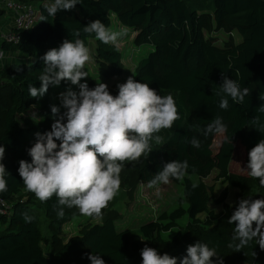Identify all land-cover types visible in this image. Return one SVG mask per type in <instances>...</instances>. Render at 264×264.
Returning <instances> with one entry per match:
<instances>
[{"label":"trees","instance_id":"1","mask_svg":"<svg viewBox=\"0 0 264 264\" xmlns=\"http://www.w3.org/2000/svg\"><path fill=\"white\" fill-rule=\"evenodd\" d=\"M23 1L39 3L41 18L29 30L16 29L21 33L19 41L3 42V49L21 51L27 57L0 66V146L6 149L3 163L8 172V190L0 196L10 198L19 193L6 211H0V264H91L88 256L92 254L99 255L106 264H142L141 250L147 243L140 234L120 229L110 215L60 241L63 225L74 217L71 208L65 206V216L59 218L56 197L40 201L26 189L18 172L20 160L31 162L28 149L35 142V134L50 131L54 122L51 106L55 105L53 93L58 86L50 85L40 98L29 94V84L41 87V57L65 39H76L79 31L78 38L86 47L94 38L103 70L120 74L123 62L119 47L103 43L95 33L83 32L84 26L97 19L112 29L113 14L125 27L137 31L136 43L151 47L133 77L160 95L176 93L172 96L179 119L170 129L161 130L162 143L154 141L151 151L140 159L134 169L137 177L149 182L165 163L175 160H186L189 165L182 178L179 205L141 224L142 236L170 252L182 250L189 239L196 238L215 248L230 249L233 261H245L253 253L251 264H264V250L255 239L239 250L228 247L233 243L235 228L228 219L236 206L227 200L229 185L247 191L258 180L249 175V170L232 169L231 162L238 141L244 147L247 164L249 151L264 139V131L257 130L252 122L259 116L264 124V113L257 111L264 105V0H79L73 9L60 10L55 16H49L45 7L54 0ZM6 10L0 2V16ZM220 31L227 35L221 38ZM222 74L237 80L241 89L250 90L242 103L228 96L227 109L219 107L221 96L216 94L220 92ZM100 82L93 78L88 85L94 88ZM33 105L38 106L40 117L28 112ZM217 116L226 126L224 136L205 135V129ZM193 137L200 141L199 148L191 145ZM213 172L216 179L226 183L214 198L222 205L220 209L210 206L214 184L205 180ZM190 174L197 175L198 180ZM258 184L259 199H264V186L259 180ZM40 210L53 230L50 254L42 244ZM24 212L35 219L26 223ZM184 216L188 219V233L179 232L171 241L165 239L162 232L178 226Z\"/></svg>","mask_w":264,"mask_h":264},{"label":"clouds","instance_id":"2","mask_svg":"<svg viewBox=\"0 0 264 264\" xmlns=\"http://www.w3.org/2000/svg\"><path fill=\"white\" fill-rule=\"evenodd\" d=\"M79 0H54L46 5L49 16H55L60 10H71ZM83 32L95 33L96 38L105 44L119 47V38L126 32H114L101 20L90 21ZM65 39L58 48L48 50L41 59L44 62L39 77L41 87L29 84V94L33 98L43 97L49 86H59L68 81L77 85L79 91L68 88L59 93L60 105H52L54 122L51 130L35 134V142L28 154L32 158L19 161V175L26 189L37 199L47 202L53 196L57 199V216H65L64 207H76L79 213L87 217H100L102 210L114 199L120 190L121 172L124 162H136L146 152H150V141L162 143L159 133L170 129L179 119L178 108L172 95H160L149 84L138 82L133 76L117 85L118 95L111 94L106 83H97L90 88L85 65L91 59L90 50L83 39ZM85 80L84 83H81ZM219 107L227 109L228 96L234 102L242 103L250 90L241 89L237 80L222 74ZM264 99V98H261ZM35 107V105H33ZM63 109V111H61ZM257 111L264 113V105ZM35 115V114H34ZM257 130L264 131V124L256 116L252 121ZM226 126L221 117L213 119L204 131L222 134ZM59 141V143H57ZM193 147L199 148L200 141L193 137ZM6 149L0 146V193L8 190L5 176L8 174L3 163ZM188 162L179 160L164 164L148 182V187L168 184L170 178L182 179L188 169ZM247 169L249 175L264 186V139H261L248 153ZM26 223L35 217L28 212L22 214ZM234 224L233 243L228 247L238 250L256 240L264 250V199H245L239 201L228 219ZM239 241V243H235ZM142 264H224L205 243L197 241L187 247L186 255L181 259L167 253L161 255L156 248L147 245L141 250ZM218 257L213 261V257ZM91 264H106L99 255L88 256Z\"/></svg>","mask_w":264,"mask_h":264},{"label":"rangeland","instance_id":"3","mask_svg":"<svg viewBox=\"0 0 264 264\" xmlns=\"http://www.w3.org/2000/svg\"><path fill=\"white\" fill-rule=\"evenodd\" d=\"M112 31L114 32H126L125 36L119 38V49L122 52V62L123 70L120 74H108L103 69L100 58L96 54V45L94 38L91 39L90 45L88 46L91 54V59L85 65V71L88 73L86 77V82L89 84L91 79L98 78L103 83H106L109 87L111 94L118 95L117 85L127 81L129 76H133L138 64L141 59L150 51L151 47L147 44H138L134 41V37L137 31H133L125 27L113 14ZM220 37L224 38L227 34L220 31ZM239 39L240 37L237 36ZM82 80L81 83H84ZM68 88H72L74 91H79L77 85H72L70 82L66 81L61 83L58 88L53 93V102L55 105H60V100L58 98L59 93L66 91ZM170 95H176L173 92H166ZM2 98V97H1ZM5 101V99H2ZM63 111V109H61ZM28 112L35 117H40L41 113L37 105L31 107ZM35 114V115H34ZM162 131L154 135L161 134ZM223 137L224 133L219 134ZM153 139L150 141V147H152ZM144 155H142L143 157ZM141 157V158H142ZM140 158V159H141ZM139 159V161H140ZM126 161L123 165V170L121 172V186L117 195L111 200L107 207L102 210V215L100 217H87L79 213L76 207H72L73 219L62 227V233L60 235V241H66L71 235L79 233L84 227L94 223L103 221L106 216H112L117 226L120 229H127L132 235H141L142 240L147 243L148 247H153L159 250L158 252L163 255L165 253L177 257L183 258L186 255L187 247L191 244H195L197 241L205 243L199 239H189L186 246L177 252H170L165 249L161 244H156L151 242L149 239L142 236L140 231V226L146 221L153 218H158L163 212H170L179 205V197L183 194V183L182 179L180 181H175L170 179L168 184H159V192H157L156 187L149 188L148 182H142L138 177L135 168L138 167V162ZM232 169L239 172H247V164L245 161V150L240 142H237L234 158L231 162ZM131 170V171H130ZM125 176L127 177L125 180ZM190 176L197 181L198 176L193 174ZM216 172L205 178L209 184H214V192L212 194L213 198L210 201V206L215 209H220L221 204L215 202L214 198L219 195L220 191L226 185L223 181L216 179ZM259 184L258 180H255L249 190L241 191L239 188L229 185V196L227 198L228 202L236 207H238L239 201L242 198L245 199H259ZM19 193L13 194L9 199V205L17 199ZM41 211V210H40ZM41 225L44 233V240L42 242L43 248L47 254H50L52 250V235L53 230L51 222L47 219L44 213H40ZM188 219L186 216L179 219V225L172 228L169 231L162 232V236L171 241L174 236L179 233H188L187 229ZM207 244V243H205ZM210 249H214L216 255L223 259L224 264H251L254 254L250 253L245 261H233L231 250L228 248H215L210 244H207ZM218 257L214 256L213 261H217Z\"/></svg>","mask_w":264,"mask_h":264},{"label":"built area","instance_id":"4","mask_svg":"<svg viewBox=\"0 0 264 264\" xmlns=\"http://www.w3.org/2000/svg\"><path fill=\"white\" fill-rule=\"evenodd\" d=\"M3 5L7 10L13 13L14 19V29H0V40L4 41H14L17 42L21 39V33L16 29L29 30L41 18V12L39 8V3L37 2H27L23 0H3ZM3 57V50H0V58ZM9 198L0 196V211H6L10 206L8 202Z\"/></svg>","mask_w":264,"mask_h":264},{"label":"crops","instance_id":"5","mask_svg":"<svg viewBox=\"0 0 264 264\" xmlns=\"http://www.w3.org/2000/svg\"><path fill=\"white\" fill-rule=\"evenodd\" d=\"M3 3V0H0ZM13 13L10 10H6V12L0 16V29H8L14 27V19ZM3 50V57L0 58V66L6 67L8 64L26 58L27 55L24 52L16 51V50H5L3 49V42L0 40V50Z\"/></svg>","mask_w":264,"mask_h":264}]
</instances>
